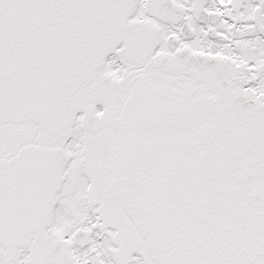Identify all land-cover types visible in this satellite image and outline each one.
Listing matches in <instances>:
<instances>
[{
  "label": "snow or ice",
  "instance_id": "snow-or-ice-1",
  "mask_svg": "<svg viewBox=\"0 0 264 264\" xmlns=\"http://www.w3.org/2000/svg\"><path fill=\"white\" fill-rule=\"evenodd\" d=\"M0 264H264V0H0Z\"/></svg>",
  "mask_w": 264,
  "mask_h": 264
}]
</instances>
